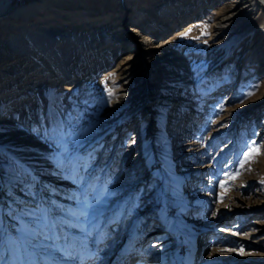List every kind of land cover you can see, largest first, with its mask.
Returning a JSON list of instances; mask_svg holds the SVG:
<instances>
[{
	"label": "rangeland",
	"instance_id": "1",
	"mask_svg": "<svg viewBox=\"0 0 264 264\" xmlns=\"http://www.w3.org/2000/svg\"><path fill=\"white\" fill-rule=\"evenodd\" d=\"M47 1L11 0L8 12L36 2L27 21L68 14L46 32L67 55V80L13 48L14 27L0 23V264H19L9 253L17 232L38 264H96L117 247V264L264 259L262 16L248 12L213 36L229 5L246 0H189L166 28L127 0H106L104 12ZM106 14L119 19L103 24ZM161 43L178 59L147 79L151 55L135 54ZM125 92L139 98L114 101Z\"/></svg>",
	"mask_w": 264,
	"mask_h": 264
},
{
	"label": "bare ground",
	"instance_id": "2",
	"mask_svg": "<svg viewBox=\"0 0 264 264\" xmlns=\"http://www.w3.org/2000/svg\"><path fill=\"white\" fill-rule=\"evenodd\" d=\"M137 1L139 0H127L128 5L131 6L130 8L127 7V10L131 11L134 8L133 12L138 15V18H144L142 19V21L146 22L154 20L155 22H157L156 26H159L160 28H166L167 23L172 17H174V14L177 13L180 15V13H182L185 9L187 10L191 7V5L189 4V0H184L183 2L177 3V6H174V4H172L171 2H166V0H153L151 3L144 6L131 4L132 2ZM10 2L11 0H0V23L1 27L5 28V30H8L11 26L14 27L13 33L9 36L11 46L13 48H16L19 52L25 53L26 55H34V59L37 58L36 60L44 65V68L45 70H47V74H49V76L54 77L55 75L59 76L60 79L67 80L69 77L68 64L66 63L67 55L63 52H59L57 47L54 45V38L52 41H50L49 38H47V36H50V33L46 32L48 30L49 22L51 23L50 20L55 19V16L63 17L67 16L68 14L65 13L62 8H57L52 11L51 15L47 17L45 16L44 19L27 21L30 17L29 14L35 13L40 7H43V5L33 2L21 5L15 11L8 12V4ZM80 2L83 4L84 12L90 11V9L95 5H100V8L104 12L105 6L101 4H107L106 0H81ZM43 3L47 4L48 1L44 0ZM119 5L116 7H119ZM228 8L229 12L224 14L221 18L217 19V21L212 24L213 36L220 34V31L223 27L234 24L236 19L242 18L248 12L254 11L256 15H261L264 23V0H246L244 2L236 1L235 3H231ZM117 18L118 16H116L115 14H106L103 16L102 23L110 24L113 23ZM73 19H75V17L69 16V20ZM178 28L186 31L190 28V24L185 23ZM72 36L74 40H77L79 37V35L75 32L72 34ZM168 41L169 40H167L166 42ZM164 44L165 43H161L160 45L151 46L150 48H141L140 46L138 47L139 50L135 54H139L138 57L146 56L148 54L151 55L150 60H148L147 62L144 61L146 70H150L148 72V75L146 76L147 79L151 78L152 80H154L160 78L162 76L163 67L167 64H171L177 61L178 59V56L174 50H162ZM104 50H109V48ZM36 54H39V56H36ZM128 64H130L132 68L137 66L138 63L137 60L130 59ZM13 79L16 78L14 77ZM132 81L133 79L129 80L123 86L127 87L128 84L132 83ZM144 83L146 84L147 82L144 81ZM146 86L150 87V84H146ZM135 94L137 95L135 96ZM138 95V92H125L124 94H120L119 96H117L114 101H135L139 98ZM166 197L167 195L164 196V199H166ZM247 217L248 216L243 217L239 225H241ZM16 238L19 241V249L17 247H14V245L12 244L13 246L10 248L9 252L10 256H13L16 260H18L19 264H38L37 260L33 258L32 252L28 248L29 246L27 247V245L25 244L21 232H17ZM190 244L193 245L192 243ZM119 248L120 247L111 249L107 254L101 253V255L96 256L94 259L95 263L117 264L120 255ZM192 248L194 249L193 246ZM17 251L21 252V257L17 256ZM76 254L78 257V262H81V260H85L87 258V254L85 255L79 252ZM4 258L2 260L11 261V259H9L7 255H5ZM238 263L239 262H235L233 264ZM184 264H192V260L190 259V261L184 262ZM248 264H264V259L263 257H261L258 260L249 262Z\"/></svg>",
	"mask_w": 264,
	"mask_h": 264
},
{
	"label": "snow or ice",
	"instance_id": "3",
	"mask_svg": "<svg viewBox=\"0 0 264 264\" xmlns=\"http://www.w3.org/2000/svg\"><path fill=\"white\" fill-rule=\"evenodd\" d=\"M188 31H191V29H189ZM203 34V33H202ZM182 35H187V32L183 33ZM260 150V146L259 145H254V146H250L249 150L247 152L244 153V160L241 161V166H243V164L248 160L251 159V153L256 152L258 153ZM230 178H234V177H230ZM226 183L225 181H221V184Z\"/></svg>",
	"mask_w": 264,
	"mask_h": 264
}]
</instances>
